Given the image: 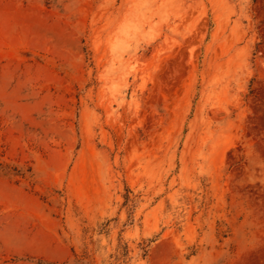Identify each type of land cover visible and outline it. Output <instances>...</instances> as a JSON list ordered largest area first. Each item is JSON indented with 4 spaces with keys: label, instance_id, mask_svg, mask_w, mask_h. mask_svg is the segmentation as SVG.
Here are the masks:
<instances>
[{
    "label": "rangeland",
    "instance_id": "obj_1",
    "mask_svg": "<svg viewBox=\"0 0 264 264\" xmlns=\"http://www.w3.org/2000/svg\"><path fill=\"white\" fill-rule=\"evenodd\" d=\"M0 264H264V0H0Z\"/></svg>",
    "mask_w": 264,
    "mask_h": 264
}]
</instances>
